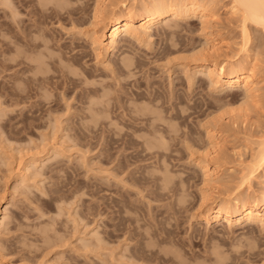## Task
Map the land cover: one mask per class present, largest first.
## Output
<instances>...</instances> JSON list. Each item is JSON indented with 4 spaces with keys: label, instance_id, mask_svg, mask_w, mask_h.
I'll return each mask as SVG.
<instances>
[{
    "label": "rangeland",
    "instance_id": "obj_1",
    "mask_svg": "<svg viewBox=\"0 0 264 264\" xmlns=\"http://www.w3.org/2000/svg\"><path fill=\"white\" fill-rule=\"evenodd\" d=\"M203 2H208L207 5L213 7L216 14L214 24L212 23V26L204 32V30H200L199 19L192 15L188 19L178 20L179 25L188 26V29L175 28L174 32H171L164 27V24H161L159 32H152L153 37L151 40L141 43L134 41L133 46H136L139 51L135 52L137 49L132 46L133 50L130 49V53L127 55L131 58L137 57V61L133 62V68L132 66L130 68V70L132 69L135 72L131 71V73L133 72L132 75L129 69H126L125 74L123 72L120 73L121 71L118 70L121 51L114 50L113 52L109 50L107 53H102L105 57L103 55L97 56L98 58L95 57V50L94 52L92 51L94 48L90 43L94 26L90 25L91 21L89 20L93 15V0H0V219H4H2L3 223L0 224V241L3 242L7 249V260L11 262L10 264H139V262L140 264H146V261L142 262L139 259L138 261L131 256L134 246H137L136 243L139 240L144 243V247H146L148 242L150 244L154 243L152 249L156 253H159L164 248V250H170L171 255L165 256L164 253H159L158 257L156 255L157 258L148 252V257L153 259L147 264H180V261L183 264H186V262L187 264H217L218 261H221V264H264V225L260 223H255L251 226L230 227L216 225L215 222L211 225H206L204 221L197 217L196 210H189L187 214L185 210H182L181 213H177L179 215L176 218L165 215L164 218L162 217L165 219L163 221L160 217L162 221H160L161 224L158 227L161 231L158 230V232L162 233V237L170 240V246L165 243L157 247L159 243H155V240H152L151 243L150 240L145 241L140 236V234H147V231L148 234L156 231L154 227L152 229L149 228L146 224L148 222L142 218L144 216L142 213L156 214L155 210L164 209V203L170 201V199H165L169 198L168 195L167 197H162L164 202L162 200H157L159 203L154 201L156 200L154 198L155 195L157 196L159 195L157 193H160L161 177L163 178V176L168 174L166 171L160 170L161 167H164V164L167 165L172 162L168 167L170 172L168 175L172 177L176 175L175 179L177 182L174 179V185L179 183L181 185L180 176L189 180L186 183L188 187L185 184V189L188 193L190 192L188 198L190 201L188 202L190 206L191 204L195 205L200 199V190L203 187V176L200 168L203 163H199L200 159L211 161L210 153L214 152L213 149H215L227 159L221 160L222 169L220 168L219 173L212 177L217 185L213 184V182L210 185L211 187L217 186L223 192L220 195L221 199H225L230 188L233 189L239 183L238 178L240 180V175L242 176L241 171L245 168V164L250 162L252 151L264 135V32L257 31L250 26L252 39L246 46L243 44L242 22L239 23L242 19L241 14L240 12H235V14L229 12L232 4L231 0H203ZM42 4L45 7L47 6V9ZM63 8L65 11L62 10ZM33 9L37 10V12L41 10L42 13L39 12V14L41 13L39 15L41 19L33 20V15L35 14ZM43 13L46 17L42 16ZM58 15L60 16L58 17ZM34 16L39 18L38 15ZM37 20L40 21L39 25L38 23L35 24ZM37 26L41 29L38 34L36 31ZM80 27H82V31ZM207 32L208 34L210 33L209 36ZM109 34L110 32L108 31L107 35ZM206 38H210V40L207 41ZM262 40L263 44L258 46ZM107 41L108 39H105L104 43ZM136 43L138 44L136 45ZM59 44L61 47H59ZM211 44L216 49L218 48V60L228 58L230 60L233 59L232 61L236 63L242 59L250 58L249 60L254 62L255 67H257L256 71L258 70L257 80L259 82V94L262 99L259 105L249 100L242 88L236 86H214L209 83L210 80L207 76L205 77V73H197L196 75L193 72L198 61L193 60L196 59L195 56L192 57L193 54L195 53L194 55H196L201 50L205 51L208 48L206 46ZM244 45L247 48L249 47V51L244 48ZM54 49H56V53ZM73 51L74 56L76 54L82 66H87L93 74L95 72L94 80H97V83L92 81L95 86H93L94 84L91 86V79H88L90 87L89 85L86 86L84 73H81L78 67L79 70H76V68L73 67V69L69 66L68 62L65 63L69 56L73 57ZM136 54H139V56ZM58 55L61 56L60 60L62 59V61L59 60ZM51 56H55L56 60L52 61ZM64 56L68 57L64 58ZM167 56L170 60L166 59ZM30 57L32 58L30 59ZM24 59L26 64L18 67V62ZM49 59L53 63L49 62ZM83 59L85 60L84 62ZM31 60H42L44 62L49 60L46 62L47 67L46 64H44V67L49 71H47L49 76L47 79L50 80L45 79L41 83L42 81L38 79V75L41 74L37 75V69H33L34 71L30 70L27 64H32L33 61ZM105 61H107V64ZM61 62L62 67L68 65L63 67L67 71L70 70L69 67L72 71H79L78 74L80 75L74 77H78L79 81L85 79L84 84L86 87L83 84L84 81H76L79 86H77L78 83L75 81L74 83L72 82L73 84L71 82L63 84L61 73L58 70L61 68V66L60 68L58 67ZM11 64L15 68L10 69ZM32 65L36 64L33 63ZM113 66L116 67L117 72L113 69ZM110 69H112V73ZM185 69H189V72ZM10 73L13 75H10ZM83 76L84 79H82ZM54 83L56 84L54 85ZM147 85L149 88H146ZM80 86L81 89L88 87L87 89L89 90H87V93L83 91L84 93L82 92L81 97L79 95ZM63 87L65 89L62 90ZM77 87L79 88L77 89ZM167 87L170 88L168 89ZM20 88L24 91L23 100L19 101L17 100L18 97L17 99L15 97L14 104L11 101L10 91L13 89L17 92ZM171 88L173 90H170ZM147 91L152 94L149 95ZM170 91H174L173 95ZM92 95L93 98H91ZM146 95L149 97L147 98ZM151 97L153 108L154 104L156 106L154 109L151 107ZM117 99L118 101H116ZM168 102L172 104L170 105ZM10 103L12 104L10 105ZM119 103H121L123 108L119 106ZM141 103L144 105H141ZM149 103L151 104L150 106ZM106 104L108 107H113L109 109L116 111V114L115 112H112L111 115L110 113L105 114ZM146 104L147 107H151V110L153 109L152 120L156 116L157 118L159 117L157 122L154 120L156 124L152 123L151 116L149 117V114L151 115L152 113H148V116L147 114L144 115L145 118H149L150 124L148 119L141 118V114V117L137 116L139 113H136V110L141 109L142 107L140 106L145 107ZM90 105H93V111ZM134 107H137V109ZM156 108L158 109L157 111ZM124 110H126V113L123 112ZM129 111L131 115L132 113L137 115H132L134 118L130 117ZM159 111L162 113L161 115ZM121 112L125 113L126 116L121 115ZM154 114L156 115L154 116ZM93 115L94 117H92ZM215 116L223 118V128L216 130L215 136H213L215 138L210 140L207 137L206 127L213 123ZM167 117L169 118L167 119ZM131 118L134 120L132 121ZM139 119L147 122L142 121V123L140 121V124ZM135 121L138 123L134 124ZM158 128L161 132L164 130L163 136V132L159 133L156 131L158 132V135H156L155 131H152L158 130ZM151 134L157 137L160 134L164 139H169L167 143L171 141L167 146L168 151L162 150L168 158H164L165 161L169 163H164L163 158L157 157L161 160L159 161L155 158L156 156L154 157L155 154L152 155L153 150L150 152L145 149L144 141L151 138V141L153 140ZM165 135L169 137L165 138ZM156 136L154 137L155 139ZM213 142L216 147L212 146ZM144 150L147 151L144 152ZM123 154L128 156L125 158ZM117 174L118 176H116ZM153 180L155 182L159 181L156 183L158 184L157 187L155 184L152 186V183H155ZM261 180L263 181V179ZM262 181L260 179L253 180L252 184H255L253 185L255 190H259L263 186ZM179 185H176V187ZM189 185L192 187L190 188ZM220 185L221 187H219ZM154 189L159 190L155 191ZM154 191L155 194L153 193ZM226 191L228 192L226 193ZM171 192L173 194L176 191ZM171 192L163 191L165 195H170ZM152 197L154 198L153 201ZM174 197L176 198L175 195ZM107 203L110 206L109 214L106 212ZM141 206L142 208L138 209ZM160 206L161 208H157ZM140 210L142 211L140 212ZM149 211L151 213H148ZM142 219L145 221L143 222ZM9 222L11 223L10 225ZM129 229L133 232L130 233ZM95 238L101 240V242H98ZM214 247L217 249L215 250ZM109 250L113 253L109 252ZM176 250H178L177 254ZM218 250L220 254L222 253L220 257L217 253ZM147 251L148 248H146ZM174 252L175 255L173 256L172 253ZM213 253L217 254V256L215 257ZM121 254L126 257L124 256V258ZM176 255L177 258H175ZM178 255L182 258L180 257L179 259ZM224 256L227 259H223ZM159 257H165L166 262L160 263V260H157ZM178 260L180 261L178 262Z\"/></svg>",
    "mask_w": 264,
    "mask_h": 264
},
{
    "label": "bare ground",
    "instance_id": "obj_2",
    "mask_svg": "<svg viewBox=\"0 0 264 264\" xmlns=\"http://www.w3.org/2000/svg\"><path fill=\"white\" fill-rule=\"evenodd\" d=\"M12 1V0H11ZM39 1V0H38ZM83 1V0H82ZM91 1V0H90ZM207 1V0H206ZM41 2V1H40ZM39 2V4L41 5V3ZM64 2V1H63ZM68 3L70 4V2L68 1ZM67 3V4H68ZM74 3H76V2H74ZM208 3V2H207ZM207 3H204L203 2V0H93V5H94V7H93V11H92V13H93V15H92V17H90V25L92 24V26H94V30H93V36L92 37H90L91 38V41H90V43H91V45L93 46V52H94V50H95V57H97V56H99L100 57V55H103L102 53H107L109 50H112L113 52H114V50H117L118 52L119 51H121V58L119 59V66H118V70H120L121 72L120 73H124L125 74V72H126V69H129V71H130V73H131V71H133L132 69L130 70V68H131V66H132V68H133V62L136 60V58H131V57H129V56H127L129 53H130V49L131 50H133V48H132V46H133V43H134V41H137V42H139V43H141V42H143V41H149V40H151L152 39V37H153V34H152V32L153 31H158L159 30V26L161 25V24H164V27L167 29V30H169V31H171V32H174L173 30H175V28H179V29H188L189 27L188 26H182V25H179L178 24V20H181V19H188L191 15L193 16V17H197L198 19H199V21H200V30H204V32H205V30H208L209 28H210V26H212V23L215 21V12H214V9H213V7H210V6H208L207 5ZM232 3V4H231ZM231 6H230V8H229V12H232V14H235V12L237 13V12H240V14H241V21L239 22V23H241L242 24V29H241V31H242V37L244 38L243 39V41H244V43L243 44H245L246 46L249 44V42H251V39H252V32L250 31L251 29V27L252 28H255L257 31H262V32H264V0H231ZM77 4V3H76ZM229 4V5H230ZM59 5V4H58ZM42 6H44L43 4H42ZM42 6H41V9H42ZM72 6V5H71ZM45 7V6H44ZM44 7H43V9H44ZM47 7V6H46ZM45 7V8H46ZM65 7H67V6H65ZM58 8H59V6H58ZM11 9V8H10ZM13 9V8H12ZM47 9V8H46ZM61 9V8H60ZM35 9H33V11H34ZM63 11H65V9L63 8L62 9ZM32 11V10H31ZM31 11H30V13H31ZM13 12H14V10H13ZM12 12V13H13ZM16 12V11H15ZM39 12H41V10H38V12H37V10H35L34 11V15H40L39 14ZM57 12V11H56ZM15 14V13H14ZM14 14H12V15H14ZM32 14H33V12H32ZM55 14V13H54ZM68 14V13H67ZM33 15V20L34 19H41V17L39 16V18H36V16H34ZM44 15V13L42 14V16ZM239 15V14H238ZM45 16V15H44ZM60 15H58V17H59ZM46 17V16H45ZM63 17V16H62ZM73 17V16H72ZM14 18V17H13ZM16 18V17H15ZM45 19V18H44ZM49 19V18H48ZM60 19V18H59ZM217 20V19H216ZM16 21V20H15ZM74 21V20H73ZM14 22V21H13ZM45 23H46V21H44ZM60 22V21H59ZM62 22V21H61ZM36 23H38V25L40 24V21H38L37 20V22H35V24ZM73 23V22H72ZM83 23H84V21H83ZM31 24H32V22H31ZM47 24V23H46ZM64 24V23H63ZM75 24V23H74ZM214 24V23H213ZM218 24V23H217ZM61 25V24H60ZM77 25V24H76ZM84 25H85V23H84ZM192 25V24H191ZM34 26V25H33ZM36 26V25H35ZM42 26V25H41ZM63 26V25H62ZM72 26V25H71ZM251 26V27H250ZM38 27V26H37ZM47 27H49L48 25H47ZM77 27V26H76ZM75 27V28H76ZM82 27H80V29H81ZM88 28V27H87ZM89 28H90V26H89ZM21 29V28H20ZM46 29V28H45ZM79 29V30H80ZM86 29V28H85ZM19 30V29H18ZM21 31V30H20ZM29 31V30H28ZM35 31V30H34ZM33 31V32H34ZM36 31H37V34L38 33H40V31H41V29L38 27L37 29H36ZM42 31H43V29H42ZM81 31H82V29H81ZM110 32V34L109 35H107V32ZM186 31V30H185ZM79 32V31H78ZM90 32V31H89ZM88 32V33H89ZM159 32V31H158ZM162 32V31H161ZM200 32V31H199ZM36 33V32H35ZM41 33H43V32H41ZM87 33V32H86ZM91 33V32H90ZM79 34V33H78ZM10 35V34H9ZM34 35V34H33ZM41 35V34H40ZM40 35H38V36H40ZM45 35V34H44ZM87 35V34H86ZM174 35V34H173ZM207 35L209 36L210 35V33L208 34V32H207ZM35 36V35H34ZM207 36V37H208ZM37 37V36H36ZM43 37H45V36H43ZM11 38H13V37H11ZM35 38V37H34ZM55 38V37H54ZM44 39V38H43ZM48 39L50 40V38L48 37ZM105 39L107 40L108 39V41L106 42V43H104V41H105ZM207 39V41L208 40H210V38H206ZM11 40V39H10ZM55 40H56V38H55ZM212 40V39H211ZM42 41V40H41ZM253 41V40H252ZM53 42V41H52ZM89 42V41H88ZM210 42V41H209ZM75 43V42H74ZM207 43V42H206ZM12 44V43H11ZM49 44V43H48ZM138 43H136V45H137ZM154 44V43H153ZM178 44V43H177ZM210 44V43H209ZM261 44H263V40L261 41V43L260 44H258V46H260ZM46 45V44H45ZM55 45V44H54ZM135 45V44H134ZM147 45V44H146ZM208 45V44H207ZM244 45V46H245ZM70 46H72V45H70ZM244 47V48H247V47ZM26 47V46H25ZM24 47V48H25ZM28 47V46H27ZM57 47V46H56ZM59 47H61L60 46V44H59ZM91 47V46H90ZM134 47V46H133ZM206 47H208L207 49H205V51L203 50H201V51H199L196 55H194L193 54V56L192 57H194L195 56V58L196 59H193V60H198L197 61V65H196V69L193 71L196 75H197V73H205V77L207 76V78H209V80H210V82L209 83H211V84H213L214 86H218V87H225V86H236V87H240V88H242L243 89V91H244V93H245V95L248 97V99L249 100H251L252 102H255L256 104L258 103V105H259V102L260 101H262V99H261V97H260V94H259V92H260V90H259V87H258V84H259V82H258V78H257V71H256V68L257 67H255V64H254V62H252V60H249L250 58H246V59H242V60H240V61H238V62H236L235 63V61H232V60H230V59H224V60H218L217 59V56H219L218 54H217V49L215 48V46L214 45H209V46H206ZM76 48V47H75ZM74 48V49H75ZM78 48H79V46H78ZM134 48H136V46L134 47ZM203 48H204V46H203ZM249 48V47H248ZM247 48V49H248ZM21 49V48H20ZM38 49V48H37ZM48 49H49V47H48ZM63 49V48H62ZM80 49V48H79ZM92 49V48H91ZM137 49V48H136ZM257 49H258V47H257ZM53 50V49H52ZM55 50L56 49H54V52H55ZM75 50H77V49H75ZM84 50H85V48H84ZM200 50V49H199ZM244 50V49H243ZM22 51V50H21ZM139 50L137 49V51L135 50V52H138ZM159 51V50H158ZM248 51H249V49H248ZM19 52V51H18ZM27 52V51H26ZM86 52V51H85ZM132 52V51H131ZM134 52V51H133ZM143 52V51H142ZM161 53H162V51H160ZM159 52V54H161ZM195 52V51H194ZM245 52H247V51H245ZM24 53H25V51H24ZM49 53V52H48ZM56 53V52H55ZM58 53V52H57ZM146 53V52H145ZM16 55H17V53H15ZM19 54H21V53H19ZM27 54H29V53H27ZM31 54H32V52H31ZM43 54V53H42ZM167 54V53H166ZM261 54V53H260ZM12 55H14V54H12ZM22 55H23V53H22ZM80 55H81V53H80ZM88 55V54H87ZM107 55V54H106ZM123 55V56H122ZM132 55V54H131ZM136 55H138L139 56V54H136ZM145 54L143 53V56H144ZM170 55V54H169ZM168 55V56H169ZM24 56V55H23ZM36 56V55H35ZM45 56V55H44ZM59 56V55H58ZM104 57H105V55H103ZM133 56V55H132ZM143 56H141V57H143ZM151 56H153V55H151ZM166 57V59L168 58L169 59V57ZM187 56V55H186ZM221 56V55H220ZM225 56H227L226 54H225ZM230 56V55H229ZM244 56V55H243ZM259 56V55H258ZM13 57V56H12ZM22 57V56H21ZM52 57V56H51ZM55 56H53L52 57V61H54V59L56 58H54ZM66 57H68V56H64V58H66ZM70 57V56H69ZM67 58V60H66V62L65 63H67L68 62V65L69 66H71L72 68L74 67V68H76V70H79V71H81V73H84V75H85V79H84V76H83V78L82 79H84L85 81H86V83H87V85L86 86H88L89 84H90V81L88 82V79H91V82L92 81H94V82H96L94 79H95V77H94V75L96 76V74H95V72H94V74H93V72L91 71V70H89V68H87V66L86 67H84V66H82L81 65V61L79 62L78 61V59H77V57H76V54H75V56H74V51H73V57L71 58ZM88 57H89V55H88ZM87 57V58H88ZM145 57V56H144ZM192 57H190V58H192ZM232 57V56H231ZM256 57V56H255ZM27 58V57H26ZM25 58V59H26ZM32 57H30V59H31ZM49 58V57H48ZM60 58H61V56H59V60H60ZM62 58H63V55H62ZM86 58V59H87ZM92 58V57H91ZM98 58V57H97ZM118 58V57H117ZM230 58V57H229ZM233 58V57H232ZM12 59V58H11ZM14 59V58H13ZM24 59V60H25ZM41 59V58H40ZM43 59V58H42ZM94 59V58H93ZM105 59V58H104ZM134 59V60H133ZM144 59H147V58H144ZM148 59H149V56H148ZM178 59V58H177ZM187 59V58H186ZM186 59H184V60H186ZM241 59V58H240ZM24 60H21V61H19L18 62V64H19V66L18 67H20L21 65H25L26 64V60L24 61ZM50 60V61H49ZM49 60H47V61H49V62H51V59H49ZM56 60V59H55ZM58 60V61H59ZM64 60V59H63ZM112 60V59H111ZM155 60V59H154ZM170 60V59H169ZM189 60V59H188ZM192 60V61H193ZM238 60V59H237ZM236 60V61H237ZM31 61H33V60H31ZM46 60H45V62L44 61H42V60H35V61H33V63L34 64H36V65H32V64H29V63H27L28 65H29V68H30V70H33V69H37V72H36V74L38 75V74H41V75H38V79H40L41 81L42 80H45V79H47V78H49V76H48V74H47V71H48V69L47 68H45L44 67V64H46V62H47ZM60 61H62V59L60 60ZM65 61V60H64ZM85 60L83 59V62H84ZM115 61V60H114ZM137 61V60H136ZM159 60H158V58H157V62H158ZM191 61V60H190ZM255 61V60H254ZM106 62V64H107V61H105ZM116 62V61H115ZM142 62V61H141ZM172 62V61H171ZM257 62V61H256ZM14 63V62H13ZM51 63H53V62H51ZM58 63V62H57ZM104 63V62H103ZM61 64H62V62L60 63V65L58 66L59 68H60V66H61ZM63 64H64V62H63ZM88 64H90V63H88ZM99 64V63H98ZM112 64V63H111ZM142 64V63H141ZM169 64H171L170 62H169ZM27 65V66H28ZM50 65H52V64H50ZM68 65H66V66H68ZM87 65V64H86ZM109 65H110V63H109ZM109 65H107V66H109ZM113 65V64H112ZM115 65V64H114ZM26 66V67H27ZM53 66V65H52ZM51 66V67H52ZM65 66V65H64ZM63 66V67H64ZM65 66V67H66ZM95 66V65H94ZM135 66V65H134ZM142 66V65H141ZM140 66V67H141ZM185 66V65H184ZM15 68V66L13 65V64H11L10 65V69L11 68ZM17 67V66H16ZM46 67H47V64H46ZM54 68H56L55 66H53ZM57 67V68H58ZM62 66H61V68L60 69H58L60 72L59 73H61V78H62V80H63V82H61V83H63V84H65V83H69V82H71V84H73L74 83V81L76 82V81H79L77 78H75L74 76H77V75H80V74H78V72L75 70H73L72 71V69L69 67V71H67L66 70V68H63ZM79 69H78V68ZM114 67V68H113ZM112 68L113 69H115L116 70V72H117V69H116V67L115 66H113ZM139 67V66H138ZM144 67V66H143ZM73 68V69H74ZM110 68H111V66H110ZM24 69H26V68H24ZM24 69H22V71H24ZM50 69H52V68H50ZM65 69V70H64ZM67 69H68V67H67ZM98 69V68H97ZM106 69V68H105ZM13 70V69H12ZM29 70V71H30ZM53 70V69H52ZM56 70V69H55ZM54 70V71H55ZM93 70V69H92ZM111 70V73H112V69H110ZM114 70V71H115ZM186 70V69H185ZM189 70V69H188ZM188 70H186V71H188ZM14 71V70H13ZM17 71V70H16ZM27 71H28V68H27ZM34 71V70H33ZM95 71V70H94ZM192 71V70H191ZM21 72V71H20ZM49 72V71H48ZM119 72V71H118ZM134 72V71H133ZM133 72L131 73L132 75H133ZM185 72V71H184ZM189 72V71H188ZM23 73V72H22ZM25 73V72H24ZM135 73V72H134ZM192 73V72H191ZM30 74V73H29ZM35 74V73H34ZM185 74V73H184ZM193 74V73H192ZM10 75H13V74H11L10 73ZM114 75V74H113ZM121 75H123V74H121ZM135 75V74H134ZM52 76V75H51ZM115 76V75H114ZM126 76V75H125ZM9 77V76H8ZM13 78H14V76H13ZM57 78H59V77H57ZM80 78V79H81ZM191 78V77H190ZM29 79V78H28ZM54 79V78H53ZM56 79V78H55ZM97 79V78H96ZM171 79V78H170ZM26 80V79H25ZM47 80H50V79H47ZM61 80V81H62ZM84 80H82V81H84ZM169 80V79H168ZM173 80V79H172ZM191 80H193V79H191ZM190 80V81H191ZM36 81V80H35ZM38 81V80H37ZM81 81V80H80ZM79 81V82H80ZM81 81V82H82ZM85 81L83 82V84L85 83ZM118 81V80H117ZM47 82V81H46ZM73 82V83H72ZM120 82V81H119ZM147 82V81H146ZM39 83V82H38ZM41 83H43V81L41 82ZM76 83H78V82H76ZM97 83V82H96ZM118 83V82H117ZM199 83V82H198ZM11 84V83H10ZM21 84V83H20ZM56 83H54V85H55ZM94 83L92 82V84H91V86L93 85ZM170 84H172L171 82H170ZM200 84V83H199ZM210 84V85H211ZM24 85V84H23ZM26 85V84H25ZM42 85V84H41ZM40 85V86H41ZM50 85V84H49ZM48 85V86H49ZM62 85V84H61ZM60 85V87H62ZM82 85V84H81ZM99 85V84H98ZM102 85V84H101ZM109 85V84H108ZM119 85V84H118ZM191 85V84H190ZM190 85H188V86H190ZM195 85V84H194ZM202 85V84H201ZM69 86V85H68ZM71 86V85H70ZM77 86H79V83H78V85ZM84 86H85V84H84ZM85 86V87H86ZM93 86H95V84L93 85ZM140 86V85H139ZM21 87V86H20ZM42 87H43V85H42ZM47 87V86H46ZM64 87H65V85H64ZM62 88V90L63 89H65V88ZM89 87H90V85H89ZM105 87H106V85H105ZM122 87H123V85H122ZM130 87V86H129ZM128 87V88H129ZM143 87V86H142ZM151 87V86H150ZM171 87V86H170ZM170 87H167L168 89L170 88ZM173 87V86H172ZM213 87V86H212ZM12 88V87H11ZM27 88V87H26ZM45 88V87H44ZM53 88V87H52ZM76 88V87H75ZM79 87H77V89H78ZM88 88V87H87ZM87 88H82L81 89V86H80V91H79V95H80V97H81V94H82V92L84 91H86V93H87ZM93 88H95V87H93ZM103 88H104V86H103ZM146 88H149L148 87V85H147V87ZM174 88V87H173ZM176 88V87H175ZM9 89V88H8ZM92 89V88H91ZM108 89V88H107ZM106 89V90H107ZM159 89V88H158ZM166 89V88H165ZM59 90V89H58ZM92 90H94V89H92ZM123 90V89H122ZM139 90V89H138ZM163 90V89H162ZM170 90H173L172 88L170 89ZM26 91H27V89H26ZM44 91V90H43ZM89 91V90H88ZM96 91V90H95ZM131 91V90H130ZM149 91V90H148ZM147 91V92H148ZM164 91H166V90H164ZM175 91V90H174ZM174 91L173 92H171L172 93V95H173V93H174ZM23 89H19V90H17V92L15 91V90H11L10 91V96H11V101L13 102V101H15L16 99H17V97H18V99L17 100H23V97H24V95H23ZM36 92V91H35ZM41 92V91H40ZM78 92V91H77ZM76 92V94H78ZM83 92V93H84ZM92 92H94V91H92ZM151 92V91H150ZM27 93V92H26ZM39 93V92H38ZM45 93V92H44ZM169 92H168V90H167V94H168ZM36 94V93H35ZM41 94H43V93H41ZM99 94V93H98ZM108 94V93H107ZM134 94V93H133ZM136 94V93H135ZM140 94V93H139ZM148 94H149V92H148ZM152 94V93H151ZM151 94H149V95H151ZM31 95V94H30ZM45 95V94H44ZM52 95V94H51ZM74 95V94H73ZM103 95H104V93H103ZM106 95V94H105ZM132 95V94H131ZM143 95V94H142ZM61 96H64V95H61ZM78 96V95H77ZM136 96H138V95H136ZM144 96V95H143ZM153 96V95H152ZM15 97H16V99H15ZM47 97V96H46ZM76 97V96H75ZM91 97V96H90ZM95 97V96H94ZM129 97V96H128ZM134 97H135V95H134ZM146 97H147V95H146ZM149 97V96H148ZM147 97V98H148ZM89 98V97H88ZM91 98H93V95H92V97ZM100 98H102V97H100ZM130 98V97H129ZM164 98V97H163ZM169 98H170V96H169ZM47 99V98H46ZM137 99V98H136ZM145 99V98H144ZM150 99V98H149ZM160 99V98H159ZM158 99V100H159ZM28 100V99H27ZM69 100V99H68ZM91 100V99H90ZM108 100V99H107ZM132 100V99H131ZM140 100V99H139ZM138 100V101H139ZM142 100V99H141ZM148 100V99H147ZM155 100V99H154ZM171 100H172V98H171ZM170 100V101H171ZM95 101H96V99H95ZM104 101V100H103ZM114 101V100H113ZM116 101H118V99L116 100ZM120 101V100H119ZM133 101V100H132ZM131 101V102H132ZM144 101V100H143ZM152 101V97H151V100H150V103L152 104V108H153V102H151ZM248 101V100H247ZM16 102H18V101H16ZM91 102V101H90ZM98 102V101H97ZM102 102V101H101ZM145 102H146V100H145ZM144 102V103H145ZM149 102V101H148ZM14 103V102H13ZM20 103V102H19ZM108 103V102H107ZM118 103V102H117ZM122 103V102H121ZM121 103H119L120 105L119 106H122L121 105ZM147 103V102H146ZM149 103V106L151 105ZM159 103V102H158ZM157 103V104H158ZM169 103V102H168ZM12 103H10V105H11ZM15 104V103H14ZM22 104V103H21ZM34 104V103H33ZM44 104V103H43ZM115 104V103H114ZM127 104V103H126ZM134 104V103H133ZM170 104V103H169ZM172 104V103H171ZM170 104V105H171ZM254 104V103H253ZM24 105V104H23ZM67 105H68V103H67ZM109 105V104H108ZM112 105V104H111ZM124 105V104H123ZM141 105H144V104H142L141 103ZM177 105V104H176ZM179 105H181V104H179ZM70 106V105H69ZM91 106V105H90ZM107 106V104L105 105V107ZM116 106H117V104H116ZM134 106V105H133ZM161 106V105H160ZM173 106V105H172ZM175 106V105H174ZM14 107V106H13ZM26 107V106H25ZM92 107H93V105L91 106V109H92ZM125 108H126V106H124ZM130 107V106H129ZM139 107V106H138ZM140 107H142L141 109H138V110H136V113H139V115H137V114H133L132 113V115L134 116H140V114L142 115V119H143V117H144V115H146L147 114V116H148V113H152L151 115L149 114V117L151 118V121H152V123L154 122V120L157 122L158 121V118H157V116L154 118V120H152L153 118H152V115H153V109L156 107L155 106V104H154V108L151 110L149 107H147V104H146V106L145 107H143V106H140ZM180 107V106H179ZM255 107H256V105H255ZM11 108H12V106H11ZM112 109L110 106L108 107H106L105 108V114L106 113H110V115H111V113L112 112H115V114H116V111H111L110 109ZM114 108H116L115 106H114ZM118 108V107H117ZM120 109H121V107H119ZM122 108H123V106H122ZM124 108V109H125ZM131 108V107H130ZM134 108H136L137 109V107H134ZM17 109V108H16ZM91 109H90V111H91ZM170 109V108H169ZM20 110V109H19ZM32 110V109H31ZM114 110V109H113ZM116 110H118V109H116ZM127 110V109H126ZM126 110H124L123 112H125L126 113ZM133 110H135V109H133ZM158 109L156 108V111H157ZM160 110V109H159ZM171 110V109H170ZM169 110V111H170ZM40 111V110H39ZM49 111V110H48ZM51 111V110H50ZM70 111V110H69ZM72 111V110H71ZM75 111V110H74ZM77 111V110H76ZM92 111H93V109H92ZM122 111V110H121ZM128 111V110H127ZM155 111V112H156ZM94 112H95V114H96V111L94 110ZM130 112V111H129ZM133 112V111H132ZM161 112H162V110H161ZM29 113H31V112H29ZM40 113V112H39ZM38 113V114H39ZM43 113H45V112H43ZM49 113V112H48ZM51 113V112H50ZM53 113V112H52ZM55 113V112H54ZM90 113V112H89ZM91 113H93V112H91ZM122 113V112H121ZM121 114V115H124V116H126V114ZM156 113H158V112H156ZM159 113H160V111H159ZM185 113V112H184ZM61 114V113H60ZM69 114H71V113H69ZM68 114V115H69ZM83 114V113H82ZM107 114V115H108ZM118 114V113H117ZM129 114V113H128ZM162 113H160V115H161ZM172 114V113H171ZM170 114V115H171ZM52 115V114H51ZM86 115V114H85ZM130 115H131V112H130ZM130 116V117H133V116ZM156 114H154V116H155ZM158 116H159V114H157ZM221 115V114H220ZM87 116V115H86ZM99 116H100V114H99ZM102 116H103V113H102ZM129 116V115H128ZM221 116H223V115H221ZM92 117H94V115L92 116ZM96 117V116H95ZM107 117V116H106ZM109 117V116H108ZM161 117V116H160ZM173 117V116H172ZM210 117V116H209ZM216 117V116H215ZM214 117V120H213V123H211V124H209L207 127H206V131H207V137L211 140L212 138H215V137H213V136H215V131L216 130H219V128H223L222 127V119H221V117L219 116V117H216L215 118ZM134 118V117H133ZM136 118V117H135ZM169 117H167V119H168ZM208 118V117H207ZM211 118V117H210ZM213 118V117H212ZM113 119V118H112ZM123 119H125V118H123ZM142 119H139V123H140V121L142 122H147L146 120H142ZM144 119H148V121H149V118H145L144 117ZM163 119H164V117H163ZM95 120V119H94ZM105 120H106V118H105ZM118 120V119H117ZM131 120H132V118H131ZM134 120V119H133ZM132 120V121H133ZM171 120H173V119H171ZM232 120V119H231ZM246 120V119H245ZM247 121V120H246ZM121 122V121H120ZM126 122V121H125ZM142 122V123H143ZM156 122H154L155 124H156ZM176 122V121H175ZM207 122V121H206ZM229 122V121H228ZM117 123V122H116ZM130 123V122H129ZM133 123V122H132ZM135 123H138V122H134V124ZM167 123V122H166ZM236 123V122H235ZM243 123V122H242ZM111 124V123H110ZM113 124V123H112ZM141 124V123H140ZM149 124H150V121H149ZM200 124H201V121H200ZM204 124H205V122H204ZM237 124V123H236ZM138 125V124H137ZM154 125V124H153ZM153 125H151L152 127H154ZM202 125V124H201ZM235 125V124H234ZM109 126V125H108ZM112 126V125H111ZM117 126H119V125H117ZM133 126V125H132ZM143 126V125H142ZM224 126V125H223ZM137 128V127H136ZM155 128V127H154ZM218 128V129H217ZM261 128V127H260ZM187 129V128H186ZM118 130V129H117ZM116 130V131H117ZM225 130V129H224ZM152 131H155L154 133H156V135H158V132L159 133H162L164 130H162V132L161 131H159V128H158V130H152ZM156 131H158V132H156ZM170 131V130H169ZM222 131V130H221ZM118 132H120V131H118ZM137 133V132H136ZM150 133H151V131H150ZM168 133V132H167ZM170 133V132H169ZM178 133V132H177ZM189 133V132H188ZM165 134H166V131H165ZM140 135V134H139ZM152 135V137H153V140L155 139L154 137L156 136V135H154V134H151ZM154 135V136H153ZM164 135V132H163V134H162V136ZM176 135V134H175ZM160 136V137H159ZM159 138L156 136V139L153 141H151V139L150 140H148V139H146L145 141H144V145H146V148L145 149H147V150H149L150 152L153 150V153H152V155H154V157L155 158H157V157H161V158H167V156L164 154L165 152H163V151H168V143L169 142H171V141H168V143H167V140H169V139H164V137H161V135L159 134ZM166 137L165 138H167V136L168 135H165ZM249 136V135H248ZM258 136H259V134H258ZM261 136V135H260ZM122 137V136H121ZM136 137V136H135ZM169 137V136H168ZM172 138V137H171ZM181 138V137H180ZM259 138V137H258ZM126 139V138H125ZM213 140V139H212ZM258 140V139H257ZM182 141V140H181ZM112 142V141H111ZM139 142V141H138ZM189 142V141H188ZM167 143V144H166ZM210 143H212V142H210ZM216 143V142H215ZM133 144V143H132ZM182 144V143H181ZM189 144V143H188ZM192 145V144H191ZM190 145V146H191ZM104 146V145H103ZM141 146V145H140ZM183 146V145H182ZM194 146V145H193ZM212 146H215L216 147V144H214V142H213V144H212ZM186 147V146H185ZM215 147H212V148H215ZM154 148H156L155 150H154ZM197 148V147H196ZM125 149V148H124ZM136 149V148H135ZM190 149V148H189ZM194 149V148H193ZM252 149V148H251ZM147 150H144V152L145 151H147ZM162 151L163 152V154H161L162 152H160V151ZM170 150V149H169ZM196 150V149H195ZM253 150V149H252ZM105 151V150H104ZM207 151H209V150H207ZM206 151V152H207ZM213 151L214 152H212V153H210L211 154V161L209 160V161H207V160H202V159H200V162L199 163H203V165L200 167L201 168V171H202V176H203V180H202V185H203V187L202 186H200V187H202L201 188V190H200V199L198 200V202L195 204V205H192L191 204V206L189 205V202L188 201H190L188 198H189V193L187 192V190L185 189L186 188V186H187V182L189 181L188 179H186V178H183L182 176H178L180 179L179 180H181V185H179V184H176V185H179L178 187H176V185H174V179H175V176L174 177H172V176H170V175H168L170 172H169V165H170V163H172V162H168V161H165V159H164V163H169V164H164V167H161V169L160 170H163V172L164 171H166L168 174L166 175V173H164V175H166V176H163V178L161 177V182H160V185H159V192L160 193H162V194H160V193H157V194H159V195H155V199L156 200H154V198L152 199V201L154 200V201H157V200H162V197L163 196H165V197H167V195H168V197L169 198H165V199H170V201H167V203H164V209H158L157 211L155 210L154 212H156V214H152L150 211L148 212V213H151V214H145V213H142L144 216L142 217L143 219H145L146 220V222H148V223H146L148 226H149V228H155V230L156 231H154V233H153V231H152V234H148V231H147V234H144V235H141L140 234V236H141V238H143V239H145V241L146 240H150L151 241V243H152V240H155L156 242L155 243H159L158 244V246L157 245H155V246H157V247H159V245L160 244H165V243H168L169 244V246H170V240H168L167 238H165V237H162V233H159L158 232V230H159V224H161L160 223V221H162L161 220V218L163 217H165V215L167 216V215H169V217L170 216H172L173 218L175 217L176 218V216L178 217V215L179 214H177V213H181V211L182 210H185V212H186V214H187V211L189 212V210H196L197 211V217H199V219L201 220V221H204L205 222V224L206 225H211L213 222H215L216 223V225H224V226H243V225H247V226H251V225H253V224H257V223H260V224H262V225H264V135H263V137L257 142V146H256V148L252 151V153H251V157H250V162H248V164H245V168L241 171L242 172V176L240 175V180H239V178H238V181H239V183L233 188V189H231L230 188V191L228 192V191H226V193L228 194V195H226V198L225 199H221V193H223V192H221L220 191V189H218L217 188V186H212L211 187V185H210V183L211 182H213V184H215L214 183V179H212V177L215 175V174H218L219 173V169L221 168L222 169V162H221V160H226L225 159V157L224 156H222L223 154H221L220 152H217L215 149H213ZM221 151V150H220ZM60 152V151H59ZM197 152V151H196ZM199 152V151H198ZM205 152V153H206ZM121 153V152H120ZM178 153V152H177ZM223 153V152H222ZM122 154V153H121ZM143 154V153H142ZM149 154V153H148ZM183 154V153H182ZM244 154V153H243ZM55 155V154H54ZM58 155V154H57ZM120 155V154H119ZM123 155H125V158L128 156H126V154H123ZM159 155V156H158ZM168 155V154H167ZM205 155V154H204ZM203 155V156H204ZM207 155V154H206ZM209 155V154H208ZM225 155V154H224ZM56 156V155H55ZM111 156V155H110ZM138 156V155H137ZM171 156V155H170ZM202 156V155H201ZM206 157V156H205ZM56 158V157H55ZM116 158V157H115ZM159 158H157L158 160H159ZM201 158V157H200ZM146 159V158H145ZM168 159V158H167ZM205 159V158H204ZM241 159H242V157H241ZM117 160V159H116ZM120 160V159H119ZM155 160V159H154ZM181 160V159H180ZM111 161V160H110ZM122 161V160H121ZM120 161V162H121ZM148 161V160H147ZM159 161H161V160H159ZM183 161V160H182ZM242 161V160H241ZM248 161V160H247ZM137 163H139V162H137ZM159 163V162H158ZM225 163V162H224ZM244 163V162H243ZM43 164V163H42ZM144 164V163H143ZM180 164V163H179ZM183 164V163H182ZM212 164V165H211ZM238 164H240V163H238ZM134 165V164H133ZM138 165V164H137ZM172 165V164H171ZM242 165H244V164H242ZM157 166V165H156ZM163 166V165H162ZM173 166V165H172ZM137 167V166H136ZM151 167V166H150ZM175 167V166H174ZM231 168V167H230ZM119 169V168H118ZM121 169H123V168H121ZM134 169V168H133ZM143 169V168H142ZM126 170V169H125ZM177 170V169H176ZM229 171V170H228ZM240 171V170H239ZM110 172H112V171H110ZM109 172V174H111ZM122 172V171H121ZM150 172V171H149ZM177 172H178V170H177ZM36 173H37V171H36ZM112 173H114V172H112ZM132 173V172H131ZM173 173H175V172H173ZM106 174V173H105ZM135 174V173H134ZM148 174V173H147ZM162 174V173H161ZM180 174V173H179ZM112 175V174H111ZM120 175V174H119ZM183 175V174H182ZM116 176H118V174L116 175ZM152 177V176H151ZM181 177H182V179H181ZM119 178H120V176H119ZM107 179V178H106ZM105 179V180H106ZM117 179V178H116ZM219 179V178H218ZM254 179H257V180H259L260 179V181H262L261 179H263V186H261V188L259 189V190H255V188H254V186L253 185H255V184H252V182H253V180ZM25 180V179H24ZM118 180V179H117ZM121 180V179H120ZM108 181V180H107ZM110 181H112V180H110ZM175 181H176V179H175ZM136 182V181H135ZM153 182H155V180H153ZM157 182H159V181H157ZM157 182H155V183H152V186H153V184H155L156 185V187L158 186V184H156ZM177 182V181H176ZM179 182V181H178ZM193 182V181H192ZM216 182V181H215ZM22 183V182H21ZM123 183V182H122ZM124 183H126V182H124ZM184 183V184H183ZM225 183V182H224ZM118 184V183H117ZM134 184V183H133ZM185 184H186V186H185ZM190 184H191V180H190ZM195 184V183H194ZM212 184V183H211ZM26 185V184H25ZM115 185V184H114ZM142 185H144V184H142ZM146 185V184H145ZM144 185V186H145ZM196 185V184H195ZM215 185H217V183L215 184ZM222 185V184H221ZM221 185L219 186V187H221ZM228 185H230V184H228ZM258 185V184H257ZM20 186V185H19ZM148 186V185H147ZM197 186V185H196ZM24 187V186H23ZM155 187V188H156ZM188 187V186H187ZM189 187H190V185H189ZM192 187V186H191ZM190 187V188H191ZM227 187V186H226ZM139 188V187H138ZM152 188V187H151ZM150 188V189H151ZM189 188V189H190ZM228 188V187H227ZM257 188V187H256ZM107 189H109V188H107ZM112 189V188H111ZM121 189V188H120ZM177 189V190H176ZM155 190V189H154ZM158 190H155V191H158ZM176 191V192H173V194H172V192L171 191ZM219 190V191H218ZM229 190V189H228ZM107 191V190H106ZM151 191H152V189H151ZM150 191V192H151ZM155 191L153 192L154 194H155ZM163 191H167V193H170L171 192V194L169 195V194H164L163 193ZM191 191V190H190ZM108 192V191H107ZM140 192H142V191H140ZM106 193V192H105ZM117 193V192H116ZM153 193H152V195H153ZM118 195H119V193H117ZM116 194V195H117ZM142 194V193H141ZM108 195V194H107ZM109 195H111V194H109ZM150 195V194H149ZM151 195V196H152ZM174 195L176 196V198L174 197ZM224 195V194H223ZM112 196V195H111ZM146 196V195H145ZM110 197V196H109ZM112 198V197H111ZM106 199V198H105ZM137 199V198H136ZM147 199V198H146ZM137 200H139V199H137ZM144 200V199H143ZM166 201V200H165ZM151 202V201H150ZM158 202V201H157ZM162 202H164V200H162ZM187 202H188V204H187ZM140 203H142V202H140ZM152 203V202H151ZM155 203V202H154ZM159 203V202H158ZM109 203H107V210H106V212H107V214H109L108 212H110L109 210V208H110V206L108 205ZM131 206V205H130ZM126 207V206H125ZM148 207H149V205H148ZM117 208H118V206H117ZM142 208V206L140 207V208H138V209H141ZM157 208H161V206L160 207H157ZM126 209V208H125ZM132 209H134V208H132ZM127 210V209H126ZM137 210V209H136ZM143 210V209H142ZM142 210H140V212L142 211ZM130 212H131V210H129ZM139 211V210H138ZM137 211V212H138ZM117 212V211H116ZM115 212V213H116ZM126 212V211H125ZM184 212V213H185ZM133 213H135V212H133ZM139 213V212H138ZM192 214V213H191ZM135 215H136V213H135ZM140 215V214H139ZM149 216V217H148ZM188 216V215H187ZM113 217V216H112ZM134 217V216H133ZM146 217H147V219H146ZM161 217V218H160ZM168 217V216H167ZM195 217V216H194ZM5 218V217H4ZM137 218H139V217H137ZM162 218V219H163ZM180 218V217H179ZM3 219V218H2ZM2 219H0V224H2L3 223V220ZM106 219H107V217H106ZM109 219V218H108ZM141 219V218H140ZM142 219V220H143ZM137 220H139V219H137ZM136 220V221H137ZM145 220H143V222L145 221ZM165 219H163V221H164ZM168 221V220H167ZM189 221V220H188ZM131 222V221H130ZM129 222V223H130ZM138 222V221H137ZM5 223H6V220H5ZM135 223V222H134ZM139 223V222H138ZM163 223V222H162ZM11 223L9 222V225H10ZM137 224V223H136ZM179 224V223H178ZM129 225V224H128ZM132 225V224H131ZM171 225V224H170ZM147 226V227H148ZM168 226V225H167ZM18 227V226H17ZM140 227V226H139ZM161 227V226H160ZM9 228V227H8ZM11 228V227H10ZM132 228V227H131ZM140 228H143V227H140ZM158 228V229H157ZM42 229H44V228H42ZM115 229V228H114ZM127 229H128V227H127ZM135 229H137V228H135ZM148 229V228H147ZM146 229V230H147ZM10 230V229H9ZM116 230H117V228H116ZM143 230V229H142ZM148 230H150V229H148ZM154 230V229H153ZM180 230V229H179ZM43 231V230H42ZM127 231V230H126ZM125 231V232H126ZM130 233H132L133 231L132 230H128ZM136 231H138V229L136 230ZM159 231H161V230H159ZM166 232H168V231H166ZM96 233V232H95ZM108 233V232H107ZM110 233V232H109ZM137 233V232H136ZM142 233V232H141ZM106 234V233H105ZM126 234H128V233H126ZM164 234V233H163ZM107 235V234H106ZM110 235V234H109ZM124 235V234H123ZM132 235V234H131ZM148 235V236H147ZM169 235V234H168ZM108 236V235H107ZM130 236V235H129ZM172 236V235H171ZM1 237V236H0ZM95 237V236H94ZM166 237H167V235H166ZM103 238V237H102ZM108 238V237H107ZM109 238H110V236H109ZM131 239H132V237H130ZM135 238H137V237H135ZM138 238H140V237H138ZM169 238V237H168ZM171 238V237H170ZM96 240H98L97 238H95ZM104 239V238H103ZM108 240V239H107ZM136 240V239H135ZM142 240V239H141ZM23 241V240H22ZM101 242V240H98V242ZM130 241V240H129ZM144 241V240H143ZM144 241V242H145ZM103 242V241H102ZM108 242V241H107ZM173 242V241H172ZM191 242V241H190ZM105 243V242H104ZM146 243V242H145ZM107 244V243H106ZM106 244H104V245H106ZM109 244V243H108ZM137 244V246L135 247L134 246V249H133V253H131L132 255L131 256H133L134 258H136L137 260L139 259V260H141L142 262L143 261H146V264L147 263H149L150 261H152V259L153 258H151V260H149L150 258L148 257L149 255L147 254L148 252H150V254L152 255H155V257H156V255H157V257H158V255H159V253H164V255L165 256H169V254L171 255V253L168 251V250H164V249H162L161 248V246H160V248L162 249V251H160L158 254L156 253V251H154L152 248H153V246L152 245H154V243L153 244H150V242H148V244H146V247H144V243H142L140 240H139V242L138 243H136ZM176 245V244H175ZM107 246V245H106ZM105 246V247H106ZM109 246V245H108ZM156 247V248H157ZM163 247V246H162ZM173 247V246H172ZM175 247V246H174ZM176 247H177V245H176ZM87 248V247H86ZM107 248V247H106ZM109 248V247H108ZM128 248V247H127ZM146 248H148V251L146 252ZM151 248V249H150ZM155 248V247H154ZM168 248V247H167ZM213 248V247H212ZM215 248V247H214ZM255 248V247H254ZM254 248H252V249H254ZM168 249H171V248H168ZM217 248H215V250H216ZM237 249H239V248H237ZM7 249H6V247H5V245L3 244V242H1L0 241V264H7V263H11V262H9V260H7V254H6V251ZM106 250V249H105ZM156 250V249H155ZM160 250V249H159ZM175 250V249H174ZM173 250V251H174ZM190 250V249H189ZM199 250V249H198ZM127 251V250H126ZM129 251V250H128ZM182 251V250H181ZM236 251V250H235ZM109 252H111L110 250H109ZM146 252V253H145ZM172 252V251H171ZM177 252H178V250H176V254H177ZM193 252V251H192ZM224 252V251H223ZM111 253H113V252H111ZM125 253V252H124ZM208 253V252H207ZM214 253H216V251H214ZM213 253V254H214ZM217 253H218V256L220 257V255L222 254H220V251L218 250L217 251ZM234 253V252H233ZM173 254V256L175 255V252L174 253H172ZM180 255H181V253H179ZM119 255V254H118ZM122 255V254H121ZM147 255V256H146ZM215 255V257L217 256V254H214ZM111 256H113V255H111ZM123 256V255H122ZM125 256V255H124ZM123 256V257H124ZM182 257H183V255H181ZM180 256V257H181ZM115 257V256H114ZM126 257V256H125ZM124 257V258H125ZM156 257V258H157ZM178 257H179V255H178ZM180 257H179V259H180ZM181 257V258H182ZM130 258V257H129ZM132 258V257H131ZM134 258H132V259H134ZM175 258H177V255H176V257ZM174 258V259H175ZM221 258H222V256H221ZM227 259L225 256L223 257V259ZM135 259V260H136ZM218 259H220V258H218ZM222 259V261H224ZM112 260V259H111ZM136 260V261H137ZM138 260V261H139ZM157 260H160V263H164L163 261H165L166 260V258L165 257H159ZM192 260V259H191ZM107 261V260H106ZM116 261V260H115ZM123 261V260H122ZM156 261V260H155ZM180 260H178V262H179ZM184 261V260H183ZM216 261V260H215ZM227 261V260H226ZM113 262V261H112ZM121 262V261H120ZM135 262V261H134ZM133 262V263H134ZM166 262V261H165ZM177 262V261H176ZM181 263L180 264H183L182 263V261H180ZM197 262V261H196ZM221 262V261H220ZM219 261H218V263L217 262H215V263H217V264H221ZM107 263H108V261H107ZM118 263H119V261H118ZM127 263H128V261H127ZM169 263V262H168ZM171 263H172V260H171ZM191 263V262H190ZM209 263H211V262H209ZM109 264V263H108ZM112 264V263H111ZM116 264V263H115ZM135 264V263H134ZM139 264H140V262H139ZM158 264V263H157ZM173 264H175V263H173ZM177 264V263H176ZM185 264V263H184ZM186 264H187V262H186ZM189 264V263H188ZM200 264V263H199ZM203 264V263H202ZM205 264V263H204Z\"/></svg>",
    "mask_w": 264,
    "mask_h": 264
}]
</instances>
